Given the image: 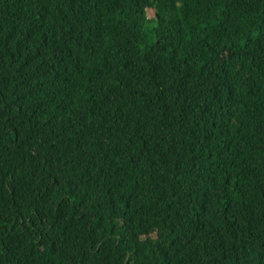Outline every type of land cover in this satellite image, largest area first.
<instances>
[{
  "label": "trees",
  "instance_id": "1",
  "mask_svg": "<svg viewBox=\"0 0 264 264\" xmlns=\"http://www.w3.org/2000/svg\"><path fill=\"white\" fill-rule=\"evenodd\" d=\"M0 264H264V0H0Z\"/></svg>",
  "mask_w": 264,
  "mask_h": 264
},
{
  "label": "rangeland",
  "instance_id": "2",
  "mask_svg": "<svg viewBox=\"0 0 264 264\" xmlns=\"http://www.w3.org/2000/svg\"><path fill=\"white\" fill-rule=\"evenodd\" d=\"M147 17L149 19H152L155 17V11L154 10H147Z\"/></svg>",
  "mask_w": 264,
  "mask_h": 264
},
{
  "label": "clouds",
  "instance_id": "3",
  "mask_svg": "<svg viewBox=\"0 0 264 264\" xmlns=\"http://www.w3.org/2000/svg\"><path fill=\"white\" fill-rule=\"evenodd\" d=\"M147 10H151V9H146V16H147ZM154 10V9H153ZM155 11V10H154ZM148 18V17H147ZM149 19V18H148Z\"/></svg>",
  "mask_w": 264,
  "mask_h": 264
}]
</instances>
